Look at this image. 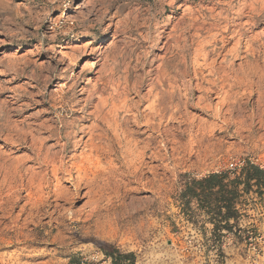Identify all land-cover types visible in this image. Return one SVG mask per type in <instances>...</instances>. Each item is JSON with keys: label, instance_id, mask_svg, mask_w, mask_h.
Wrapping results in <instances>:
<instances>
[{"label": "rangeland", "instance_id": "1", "mask_svg": "<svg viewBox=\"0 0 264 264\" xmlns=\"http://www.w3.org/2000/svg\"><path fill=\"white\" fill-rule=\"evenodd\" d=\"M263 72L264 0H0V264H112L94 241L135 264H264L258 199L226 231L182 196L231 163L264 169Z\"/></svg>", "mask_w": 264, "mask_h": 264}, {"label": "trees", "instance_id": "2", "mask_svg": "<svg viewBox=\"0 0 264 264\" xmlns=\"http://www.w3.org/2000/svg\"><path fill=\"white\" fill-rule=\"evenodd\" d=\"M182 196L187 205L196 201L222 224V229L231 231L234 227L231 222L239 220L240 209L248 205V196H253V203L258 199L264 204V169L251 161H245L235 173L226 171L212 173L201 179L188 178ZM219 229L215 225V230ZM94 243L106 252L112 264H135L133 253H121L107 243Z\"/></svg>", "mask_w": 264, "mask_h": 264}, {"label": "bare ground", "instance_id": "3", "mask_svg": "<svg viewBox=\"0 0 264 264\" xmlns=\"http://www.w3.org/2000/svg\"><path fill=\"white\" fill-rule=\"evenodd\" d=\"M229 42V41H228ZM238 43H239V41H237ZM241 43V42H240ZM238 45V44H237ZM236 45V46H237ZM240 45V44H239ZM237 47H239V46H237ZM238 50V49H237ZM236 50V51H237ZM220 55V54H219ZM218 55V56H219ZM240 56V55H239ZM244 59V58H243ZM255 60V59H254ZM253 60V61H254ZM246 61V60H245ZM257 61V60H256ZM255 61V62H256ZM242 62H244V61H242ZM247 64V63H246ZM250 65H251V63H250ZM253 65V64H252ZM252 65H251V67H252ZM254 66V65H253ZM232 67H234L233 65L231 66V68ZM242 67V66H241ZM255 67V66H254ZM240 68V67H239ZM260 70V69H259ZM242 71V70H241ZM245 73V72H244ZM164 75V74H163ZM245 75V74H244ZM252 75H253V73H252ZM251 75V76H252ZM255 75H256V73H255ZM258 75V74H257ZM250 76V75H249ZM256 79H257V81H256V84H255V86H256V96H257V100H256V111H263L262 110V108L264 107V72L262 73V76H257L256 77ZM157 81V80H156ZM192 82V81H191ZM190 82V83H191ZM160 86V85H159ZM165 86V85H164ZM188 86V85H187ZM161 87V86H160ZM187 88V87H186ZM190 89V88H189ZM158 90V89H157ZM188 90V89H187ZM105 91V90H104ZM208 93V92H207ZM102 96V95H101ZM208 97V96H207ZM105 99V98H104ZM101 100V99H100ZM188 100V99H187ZM103 101V100H102ZM101 101V102H102ZM186 101V100H185ZM189 102V101H188ZM105 103H107V102H105ZM104 104V103H103ZM99 105L101 106L102 104H100V103H97L96 105H95V111H92V112H90L89 113V115L91 116V117H94L95 119H96V125L94 126H92L93 128L92 129H95V130H97V131H101L100 130V127H101V122L99 121V119L102 117V115H101V113H100V111H97L98 109H99ZM187 106V105H186ZM103 106H101L100 108H102ZM102 111V110H101ZM103 112V111H102ZM108 114V113H107ZM108 117V116H107ZM104 120L106 119V117L104 116V117H102ZM103 120V121H104ZM107 120V119H106ZM105 120V121H106ZM115 121V120H114ZM110 123V122H109ZM139 127V126H138ZM83 128V127H82ZM118 128V127H117ZM116 128V129H117ZM82 131V130H81ZM129 131H131V130H129ZM105 131H103V133H104ZM115 132H116V130H115ZM118 132V131H117ZM117 132H116V134H117ZM120 132V131H119ZM127 132V131H126ZM133 132V134L135 135V136H140L141 137V135L143 134V133H141L140 132V130L139 129H135L134 131H132ZM132 132H131V134H132ZM102 134V133H101ZM118 134H120V133H118ZM128 134H129V132H128ZM74 135V134H73ZM78 135V134H77ZM88 135V138H87V140H85L84 141V137H82L81 138V140L78 142V144H77V150H78V148H81V147H83V148H88V147H90L91 148V150L93 149L92 147H96V145H93V143H94V141H97L96 139H101V138H99L100 137V134H98V135H93L92 133H88L87 134ZM105 135V134H104ZM108 135V134H107ZM121 135V134H120ZM124 136V135H123ZM114 137V136H113ZM158 137V136H157ZM96 138V139H95ZM105 138H107V137H105ZM117 138H119V136L117 137ZM123 138H125V137H123ZM120 139V138H119ZM118 139V140H119ZM122 139V138H121ZM127 139V138H126ZM112 140V139H111ZM113 140H114V138H113ZM149 140H151V139H149ZM103 141V140H102ZM105 141H107V140H105ZM105 141H104V143H105ZM120 141V140H119ZM152 141L153 140H151V144H152ZM155 141V140H154ZM43 142L44 141H41V143H39V141L36 139V138H34V137H32L31 138V145H30V149L36 154V158H34V159H36V160H41L42 161V163L40 164V171H43V172H45L46 173V171L48 170V168L49 167H52V176H53V178H56L57 176H58V174L59 173H61V169H63L62 168V166H63V163H61L62 165H59L60 167H58V164H59V159H58V155L59 154H56V153H52L51 151H52V148H47V149H45L44 147H43ZM99 142V141H98ZM97 142V143H98ZM109 142H111L110 141V139H109ZM118 142V141H117ZM125 142H126V140H125ZM136 142V141H135ZM45 143V142H44ZM114 143V142H113ZM119 143V142H118ZM144 143V142H143ZM156 143V142H155ZM154 143V144H155ZM64 144V143H63ZM115 145H116V143H114ZM120 144V143H119ZM121 144H123V143H121ZM129 144H130V142H129ZM128 144V145H129ZM136 144V143H135ZM142 144V143H141ZM154 144H153V146H154ZM157 144V143H156ZM99 145V144H98ZM97 145V146H98ZM104 145V144H103ZM55 146H57V144H55ZM54 146V147H55ZM107 146H109V144L107 145ZM107 146H105V147H107ZM120 146H122V145H120ZM111 147V146H110ZM126 147H127V145H126ZM108 148V147H107ZM144 148V147H143ZM157 148V147H156ZM96 149V148H95ZM94 149V150H95ZM99 149V148H98ZM102 149H104V147L102 148ZM106 149V148H105ZM104 149V150H105ZM115 149V148H114ZM117 149H118V147H117ZM116 149V150H117ZM128 149H129V147H128ZM76 150V151H77ZM90 150V149H89ZM112 150H113V148H112ZM44 151H45V153H44ZM143 151H144V149H143ZM153 151V150H152ZM93 152V151H92ZM98 152H99V150H98ZM106 152V151H105ZM109 152H110V150H109ZM97 153V152H96ZM137 153V152H136ZM34 154V155H35ZM94 154V153H93ZM98 154V153H97ZM103 154V153H102ZM99 155V154H98ZM143 156V155H142ZM101 157H102V155H101ZM27 158V157H26ZM29 158H31V157H29ZM91 158V157H90ZM153 158V157H152ZM34 159H33V163H34ZM86 160H89V159H86ZM29 162H32L31 160L29 161ZM62 162H63V159H62ZM67 162V161H66ZM87 162V161H86ZM91 163V162H90ZM89 163V164H90ZM86 165V164H85ZM18 166V165H17ZM87 166H89V165H87ZM20 167V166H19ZM19 167H17L18 169H19ZM30 167V166H29ZM81 169V168H80ZM19 170H21V169H19ZM65 170V169H64ZM17 171V170H16ZM15 171V172H16ZM32 170L31 169H28L27 168V173L28 174H30L31 173V175H32V172H31ZM39 173H41V172H39ZM45 173L43 174V175H45ZM17 174L20 176V177H22L20 174V171H17ZM34 174H36L35 172H34ZM18 175H15V176H18ZM40 174H38V176H39ZM41 175H42V173H41ZM34 176V175H33ZM33 176H32V179H33ZM51 176V177H52ZM36 177V176H35ZM40 177V176H39ZM44 177V176H43ZM43 179V178H42ZM45 179V178H44ZM21 181L23 180V179H20ZM46 180V179H45ZM44 180V181H45ZM52 180V179H51ZM19 181V180H18ZM32 181V180H31ZM31 181H29L28 183H27V185H25V189H34V186H33V184H32V182ZM33 181H35V180H33ZM43 180H41V182H44ZM48 181V180H47ZM47 181H45V183L47 182ZM58 181V180H57ZM84 181V180H83ZM27 182V181H26ZM23 184V183H22ZM21 184V185H22ZM35 184V183H34ZM38 184H39V182H38ZM42 184V183H41ZM88 185V184H87ZM57 186V185H56ZM48 187V186H47ZM46 187V188H47ZM38 188V191H37V193H39V189H40V191L41 190H43L44 189V187L43 186H40V188L39 187H37ZM49 188H50V186H49ZM42 193H43V191H42Z\"/></svg>", "mask_w": 264, "mask_h": 264}, {"label": "built area", "instance_id": "4", "mask_svg": "<svg viewBox=\"0 0 264 264\" xmlns=\"http://www.w3.org/2000/svg\"><path fill=\"white\" fill-rule=\"evenodd\" d=\"M245 162L241 163L240 165L231 163L230 168L231 170H238ZM80 264H97L96 259L94 258H84Z\"/></svg>", "mask_w": 264, "mask_h": 264}]
</instances>
